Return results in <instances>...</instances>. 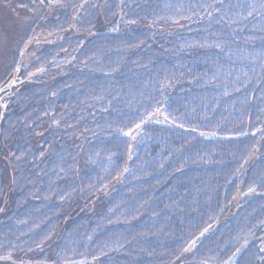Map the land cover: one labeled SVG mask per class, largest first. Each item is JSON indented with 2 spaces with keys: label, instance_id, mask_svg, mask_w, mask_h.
Returning <instances> with one entry per match:
<instances>
[{
  "label": "trees",
  "instance_id": "trees-1",
  "mask_svg": "<svg viewBox=\"0 0 264 264\" xmlns=\"http://www.w3.org/2000/svg\"><path fill=\"white\" fill-rule=\"evenodd\" d=\"M112 1L113 8L117 0ZM196 1L201 0H124V6L121 4V16L124 19L121 22L126 25L125 33L135 35L128 49L149 48L150 55L154 57L149 63L153 65L156 63L153 60L157 58L163 63L152 70L154 74L149 78L152 94L157 95L158 91L160 99L167 98L165 109L170 113H166L167 120L173 121V124L175 122L181 129L195 130L194 133L175 129L172 124L149 125L142 130V137L133 141L123 140L117 146L118 142L108 138L109 135L115 136L117 131L122 134L139 124L130 116L125 117L126 113L134 110L132 101L119 103L108 87L97 83L90 85V81L82 75L84 73L75 69L74 62L69 64L67 75L63 76L64 81L70 76L73 80L80 76L82 82L87 83L82 84V90L75 89L74 82L69 81L72 88L64 90L63 94L58 92L60 98L56 100L49 93L55 91L63 77L57 75V79L47 81L34 78L31 85L22 88L23 92L16 93L17 105L4 109L0 124L4 134L0 136V147L7 148V152L2 154L1 168L5 170L9 167L11 163L8 158H19L24 154L27 156H22L23 163L29 165L32 163L29 161L32 154L40 167L39 174L47 178L48 183L55 181L57 184L56 195L63 193V183L71 184L68 178L76 182V186L71 184V196L51 205V210L46 208L50 214L60 210L74 219L67 224L60 239L61 246L55 250L56 254L52 253L49 257L50 262L60 263L64 258L73 256L70 260L92 259L93 264H141L142 261L170 264L179 258L186 259V264H220L245 239L253 238L237 264H264V44L263 41H256L254 44L258 46L245 48V41L238 43L241 37H224L222 31L231 25L218 21L214 24L215 8L211 6L210 0L204 6L203 15L197 16ZM244 1L247 3V0ZM101 2L95 0L94 7L88 9L94 25L100 22ZM235 3L243 6L241 0H235ZM250 4L256 10L264 8V0H251ZM118 11L117 8L114 13L117 15ZM228 11L222 9L216 14L222 19ZM181 16L184 18L180 21L193 19L198 22L186 27L178 24L180 21H175ZM231 17L236 18V15L233 16L230 11ZM162 20H167L163 24L168 25H159L163 32L159 36L165 37L169 33L164 32L166 30L173 34L169 40L154 44L157 49L155 52H159L156 55L151 45H146L152 33L148 27H152L150 23L159 24ZM130 23H136V26ZM214 28L215 46L208 43ZM191 29L196 32L186 34ZM106 37L117 48L116 37ZM72 41L76 39L72 38L69 42ZM104 47L96 42L83 51H87L88 56L96 48V55H104L105 50L99 51ZM184 52L187 53L183 55ZM188 52H193L192 56L186 57ZM250 52L254 54L249 60ZM257 54L262 58V65L254 62ZM211 58L216 61L215 65L209 62ZM104 61L101 57V62L97 63L104 67ZM183 86L192 87L184 100V106L172 105L176 100V92ZM163 87L166 90L163 91ZM61 99L62 104L59 102ZM53 105L55 107L51 109ZM59 105L63 115L73 117L80 110L81 118L80 113H77L73 119L77 122L74 121L69 130L57 126L53 132H48L49 124L53 121L49 109L58 114L61 112ZM77 105L84 106L78 109ZM137 111L145 117L149 114L147 110L143 113ZM42 114L48 115V120ZM14 123H17L16 131L11 128ZM39 127L45 128V136L35 134ZM209 132L219 137L234 135L238 138L230 141L214 140L200 135ZM94 133H97V137L90 141L89 136ZM46 137L48 141H44ZM42 141V148L52 151L46 155L47 162L57 168L62 167L61 171L66 173L60 178L53 174L55 168L41 167L45 165V160H41L43 163L38 161V155L43 152L40 150ZM110 141L116 144L110 146ZM129 142L133 143L130 156L127 155ZM115 146L117 149L112 151ZM13 152H17L14 157ZM253 153H257L256 159L249 165H243ZM124 167L126 173L120 178ZM19 168L23 173L37 174L35 166L31 169L20 167L19 161L12 164V171L17 172ZM143 173L152 175L151 179L144 180L141 176ZM6 178L12 180L13 175ZM155 179L162 180L158 188L147 189V185ZM238 184L243 185V192L249 190L252 197L240 202H243L242 206L239 204L241 211L230 214L227 213L231 210L230 206L227 207V200L233 196ZM9 189L10 196L13 191L17 194L13 198L14 204L21 197L19 192L30 194V208H35L31 202H38L40 196L42 202L48 198L39 189L18 185ZM240 195L244 197L242 192ZM78 207L83 209L80 210V220H88L92 216L90 225H80L75 220ZM24 212V209L20 210L18 215L24 218ZM64 213L63 219L68 218ZM128 216L130 221H126ZM220 219L221 224L208 238L189 252L188 247L193 240ZM6 225L14 228L11 222ZM78 226L84 230H81L85 233L83 239L80 238V230L74 229ZM40 235L41 231L34 230L30 239ZM13 237L18 238L15 229L0 234V255L6 253L10 246L5 242ZM118 237H121L120 243H129L131 248H125L123 253L121 249H114L112 246ZM92 238H95V242L89 241ZM85 239L87 241L82 242ZM101 248L106 249L103 257L100 256L101 260L95 259V253ZM73 249H76L75 255ZM34 252H31V257L35 262L38 258L33 255Z\"/></svg>",
  "mask_w": 264,
  "mask_h": 264
},
{
  "label": "rangeland",
  "instance_id": "rangeland-1",
  "mask_svg": "<svg viewBox=\"0 0 264 264\" xmlns=\"http://www.w3.org/2000/svg\"><path fill=\"white\" fill-rule=\"evenodd\" d=\"M30 5H32L34 8H29L27 6H23L22 8L18 7V13L13 15L12 6L9 5L10 2H13V0H0V25L3 26V29L6 30L3 35L0 36V115H3L4 106L1 107V102L10 103L11 107H15L16 104V91L10 92L9 94L6 93V86L9 88L14 87L15 89H19L16 85L17 83H21L23 86L31 85L34 82V78L39 79L44 75V72L46 71V76H48V80L57 79L58 76L57 73H52L49 71V65L52 68L58 69L61 68V63H64L68 66L71 65V63H75L74 67L77 71L84 73L86 77V80L88 79L90 81V85H93L94 83H97L99 86L104 85L109 88L110 93L114 97V99H117L119 103H128L132 101V107L133 111L126 113L125 117H131L134 121H138L139 124L137 126L130 130L122 132V134H119V132H116V135L110 134L108 138L111 140H116L117 146H120L123 140H136L140 137H142V130L146 126H158L160 124H172L175 126V129L184 130L188 133H194L195 130L192 129H181L179 125H176L167 120L166 113L170 115V113L167 112L165 109V105L168 104L167 98H161L155 93L152 94V89H150V76L154 73L152 70L156 69V67H159V64H163L160 59L157 58L156 63H153L151 65L149 62L154 59L153 56L150 55L149 48H136L134 50L128 49V45L131 42V38H133L135 35H128L125 29V23L121 22L123 21V16H121V12H123V1L124 0H117L116 6L112 8L113 1H106L102 0L101 8L99 10V16L98 20L99 23L92 22V19L90 18L91 15H88V9L93 6V2L95 0H26ZM101 1V0H100ZM211 6L215 8V16H214V24H217V21L220 23H227L231 25L230 27L227 26L224 31H222V34H225L224 37H232L238 39V37H241L239 39L238 43H242L245 41L246 47H256L258 44H254L256 41H263L262 44H264V8L262 9H254L253 6L250 4L251 0H247V3H245L244 0H241L242 7L240 5H236L235 0H210ZM40 2L41 6L38 7V3ZM88 2V3H87ZM208 1L207 0H201L195 2V7L197 9V16L203 15V9L204 6H207ZM4 4V5H3ZM123 6H122V5ZM70 7H73L74 10H70ZM94 7V6H93ZM77 8V11L75 12ZM119 9L117 15L114 13L115 10ZM222 9H228L229 11L226 13L224 18L220 19V16L217 13V11H221ZM233 14V16L236 15V18L231 17L229 18V13ZM115 14L114 18L112 16ZM218 15V16H216ZM239 16V17H238ZM241 16V17H240ZM122 17V19H121ZM184 16L177 17L175 19L176 22L182 20ZM104 19V20H103ZM106 19V20H105ZM220 19V20H219ZM118 20V23L116 22ZM18 21H23V25L25 27L21 26H14L13 23ZM114 21V22H113ZM193 19H185L183 21L178 22V24H183L186 27L192 24H197L198 21H195ZM4 22H7L6 25ZM12 24L10 25V23ZM116 22V23H115ZM145 22V21H142ZM167 22V20H162L159 24L154 22L150 23L152 27H148V31H152V33L149 34V43L146 44L147 46H150L154 49V53L158 55L159 52H155L157 50L154 47L155 45H158L160 40L165 41L166 39H170L172 37V32L170 30H166L164 32H169L168 34H165L162 37L159 36L161 33H163L160 28L163 25L166 26L168 24H163ZM91 24V25H90ZM134 23H130V25H133ZM176 24V26H178ZM136 26V23L133 25ZM98 27V28H97ZM100 29V30H98ZM214 31L213 29L210 38L208 39L209 45H214L215 42L213 41L214 37ZM14 32V33H13ZM196 32V30H187L186 34H191ZM19 33H22V36H18ZM102 36H101V35ZM103 35H111L116 37V43L117 48L113 45H111L109 42V38ZM144 36V35H143ZM25 37V38H24ZM72 38H75L76 41H72L71 43L69 41L72 40ZM165 38V39H163ZM31 40H34L36 43L31 42ZM140 40V39H138ZM148 40L146 42H148ZM167 41V40H166ZM98 43L99 45L102 44V46H106L102 48L99 51H104V55L99 54L96 55V48L93 49V52L91 55L85 56L83 58L84 53L87 54V51L85 48L89 45H94L95 43ZM144 42V43H146ZM24 45V46H23ZM43 47H40L42 46ZM120 45V46H119ZM24 47L27 49L26 51L22 52ZM40 47V48H38ZM29 49H34L35 53L30 52ZM220 49V48H219ZM253 50V49H252ZM98 51V52H99ZM187 52H184L183 55H185ZM193 52H188L187 56H192ZM98 54V53H97ZM254 54L250 52V55L248 56L249 60L251 59V55ZM97 56V57H96ZM101 57H103L104 61V67L97 63L101 62ZM98 60V61H97ZM219 63L221 60H218ZM48 62V63H47ZM106 62V64H105ZM213 65L216 64V61L211 58L209 60ZM257 64L262 65V58H260V55L257 54V59L254 61ZM21 63V65H19ZM70 64V65H69ZM156 64V65H155ZM264 66V65H263ZM60 71V70H59ZM67 72L64 74V72H61V76L67 75ZM80 77V76H79ZM78 77V78H79ZM61 78V77H60ZM73 80V78L70 76ZM74 80V87L75 89H80V86L78 85L79 82L83 81V79ZM60 82L56 85L55 91L49 93L50 97H55L56 100H59L60 96H58V92H62L70 88H72L68 81H64V77L62 80H59ZM185 82V81H183ZM101 84V85H100ZM79 86V87H78ZM97 86V87H99ZM119 87V88H118ZM101 88V87H100ZM117 88V89H116ZM83 88H81L82 90ZM162 90H166L165 87L162 88ZM189 90H192L191 88H187L186 86H183L181 89H179L176 92V100L172 105H180L184 106V100L187 97V94L190 92ZM22 91V90H20ZM163 93V92H159ZM13 97V98H12ZM70 98V94L68 95ZM169 98V97H168ZM180 101H178V100ZM50 101L49 103H51ZM60 104H62V99L59 101ZM55 104V102H54ZM128 105V104H127ZM84 105L78 106V109H82ZM55 105L51 106L50 108H54ZM2 108V109H1ZM59 108L61 112L58 114L53 113L52 110L49 109V115L52 118V122H50L48 127V132H53L54 128L57 126H60L61 129L69 130L71 129V126L74 125L77 120H73L77 117V113H80V118L82 115V111H76L73 115L67 116L63 115V111L61 106L59 105ZM137 110H141L142 113L144 111H148V115L145 117L143 114H140ZM239 109H237L238 112ZM173 114V112H171ZM264 113V110H263ZM31 115V113H28ZM146 114V113H144ZM44 117L48 115L42 114ZM75 121V122H74ZM74 122V123H73ZM164 123V124H163ZM95 131V130H93ZM47 131L44 127H39L35 134L39 137L45 136ZM97 133L92 134L90 141L93 140ZM108 135V134H107ZM200 135L206 136L209 139L214 140H235L238 138V136L234 135H227L225 137H219L216 135H212V133H201ZM48 141V137L44 139V141ZM104 140V139H102ZM40 145V150H43L41 154L38 155V161L42 162L41 160H45L44 164H46L48 158L47 154H50L47 150L43 149L42 146H44L43 142ZM106 141V140H105ZM108 142V141H107ZM126 142V141H124ZM128 143V142H127ZM116 144V142H115ZM114 143L110 141V146H114ZM124 147V145L122 146ZM42 148V149H41ZM133 148V143L129 142L128 149H127V155L130 156V153ZM117 147L115 146L112 151H115ZM78 152V150H77ZM16 152H13L12 157H14ZM252 157L250 159H247V161L244 162L243 165H249L254 159H256L257 153H253ZM60 155V153H59ZM62 156V155H61ZM14 161H18V157H14ZM129 161V158L128 160ZM43 163V162H42ZM8 164V163H7ZM60 166L62 164H59ZM1 166V164H0ZM61 168H56L55 170H52L53 174L61 177L62 174H66L65 172L61 171ZM126 171V167L122 169V173H120L119 177L121 178ZM89 172V171H88ZM3 173V177L5 178L4 181L7 179L6 177H9L12 175H16V171H12V165L9 164V167L7 169L5 168ZM7 173H9L7 175ZM7 175V176H6ZM155 175V174H154ZM142 178L144 180L151 179L150 175H147L145 173L141 174ZM150 176V177H149ZM190 176V175H189ZM3 180V179H2ZM160 182H162L161 179H155L152 183L147 185V189L149 190H155L160 185ZM211 182V180L209 181ZM215 183V179H214ZM11 188V187H9ZM209 188H214V186H210ZM248 188H246L247 190ZM10 189L5 190L4 197L0 198V230L3 231L2 233H8L13 228L6 227L7 222L9 219H13L17 227L22 225L23 223H29V227L27 229H20L17 232L18 238H8L5 244H7L10 247H7L6 255H0V264H19L21 261H26L23 264H57L52 263L49 260H40L37 259L35 262L33 258L31 257V252H33V249H42L46 248L48 250H51L49 246V239L51 236L54 235L55 226H52L50 223V218L53 217L54 213H51L47 211L46 209L42 208H30L28 206V199L30 200V194H21L22 192H19L21 196L17 199L16 203L14 204L15 200H13L14 195L17 194L15 191L12 192V195L10 196ZM108 190V188H107ZM244 187L242 184H238V188L234 191L233 196L228 198L229 205L227 207H231V210H229L227 213L233 214L234 212H237L240 210V206H242V203H240L243 199H247L252 197V193L248 191H244ZM241 192L243 198H241ZM48 198L45 199L48 201L51 200L50 195L47 196ZM50 197V198H49ZM40 204L46 203V201L43 199V202L40 198L37 199ZM245 202V201H244ZM14 204V207H12ZM23 204H25L23 206ZM240 204V206H239ZM238 207V208H235ZM13 208V209H12ZM26 208V211L24 212V218L19 216L18 213L20 210H23ZM51 210V208H49ZM25 210V209H24ZM241 211V210H240ZM7 212V213H6ZM64 213V212H62ZM65 214V213H64ZM227 214V215H230ZM69 217L68 214H65ZM30 216V217H28ZM126 221L129 220L126 219ZM222 220H218L217 222L213 223L210 227L211 233L218 227L219 224H221ZM78 231L80 230V234L82 233L81 230L83 229L78 226ZM34 230L42 231L41 235L39 237H35L30 239V235L34 232ZM110 232V230H109ZM0 233V234H2ZM46 233V235H45ZM210 233V234H211ZM209 234V235H210ZM208 235V236H209ZM60 236V235H59ZM208 236L206 238H208ZM48 238V239H47ZM61 239V236H60ZM121 237L116 238V242L112 247L121 249V252L123 253L125 248H131L129 243H120ZM253 239V238H252ZM31 241V243H30ZM253 242V240H251ZM30 243L27 250L25 252L20 249L24 248L26 246V243ZM54 241H50V244H52ZM203 242V241H202ZM250 243V245L252 244ZM12 243V244H10ZM109 245H112L111 242H108ZM105 245V244H104ZM198 244L197 246H199ZM249 245V246H250ZM196 246V247H197ZM58 247V246H57ZM16 251H19L16 252ZM45 251V250H44ZM104 251L106 249L101 248L99 251L95 253V259H98L103 257ZM118 250H116L117 252ZM120 252V253H121ZM138 252V250H136ZM72 253L76 254V249H73ZM128 253V252H127ZM119 254V252L117 253ZM142 257H148L147 255H140ZM102 256V257H100ZM73 256L67 258H62L64 261H61L60 264H93V260H78L74 258ZM146 259V258H144ZM57 260V259H55ZM177 261V260H176ZM176 261L170 263L175 264ZM183 263H185L186 259H182ZM134 263V262H133ZM141 264H152L151 262L142 261ZM223 264V263H220Z\"/></svg>",
  "mask_w": 264,
  "mask_h": 264
},
{
  "label": "bare ground",
  "instance_id": "bare-ground-1",
  "mask_svg": "<svg viewBox=\"0 0 264 264\" xmlns=\"http://www.w3.org/2000/svg\"><path fill=\"white\" fill-rule=\"evenodd\" d=\"M22 1V3L23 4H25V5H28V7L29 8H34L32 5H30L29 3H28V1H26V0H21ZM88 3V2H87ZM4 5V4H3ZM40 6H41V4H40V2L38 3V7L40 8ZM70 10H74V8L73 7H70ZM77 11V8H76V10H75V12ZM19 12V11H18ZM14 22V21H13ZM5 23V25H6V23L7 22H4ZM12 24V22L10 23V25ZM13 25L14 26H21V27H25L24 25H23V21H16V22H14L13 23ZM6 30H4L3 29V26H1L0 25V36L1 35H3V33L5 32ZM14 33V32H13ZM18 36H22V33H19L18 34ZM25 38V37H24ZM31 42H33V43H36L34 40H31ZM24 46V45H23ZM40 47H43V45L42 46H40ZM40 47H38V48H40ZM27 49L24 47V49H23V51L22 52H24V51H26ZM30 50V52H33V53H35V50L33 49H29ZM85 55H83V58H85V56L87 55L86 53H84ZM48 63V62H47ZM61 63V68H59V66H58V69H56V68H51L50 67V65H49V71L50 72H54V73H57V72H59L57 75L58 76H60V77H63V76H61V72H64V74L66 73V71L68 70V68H69V66L68 65H66V64H64V63H62V62H60ZM19 65H21V63H19ZM58 70V71H57ZM60 70V71H59ZM41 78H43L44 80H48V76H46V71L44 72V75L41 77ZM68 81H70V82H74V80H72L71 78H68ZM82 84H87V83H84V82H79V86H80V89H81V86H82ZM17 85V87L19 88L18 90L17 89H15L14 87H8V86H6V93L7 94H9L10 92H13V91H16V93H20V92H23V91H20V90H22V88L24 87L21 83H17L16 84ZM78 86V87H79ZM13 98V97H12ZM2 106H4V108H6L7 106L9 107V106H11V104L10 103H6V102H1V107ZM2 115H0V124H1V122H2ZM11 128L14 130V131H16L17 130V123H14V124H12L11 125ZM1 134H4L3 133V129L0 127V136H1ZM18 149H20V150H22V147H19ZM4 151L5 152H7V148H4V149H2L1 147H0V164H1V161H2V154L4 153ZM15 151V150H14ZM23 151H26L25 149L23 150ZM50 153L52 152V151H49ZM17 153V152H16ZM23 157H26L27 156V154H24V155H22ZM22 156H19V158H18V161H19V165H20V167H26V168H33L34 166L37 168V174H26V173H23V172H21L20 171V168L17 170V172H16V175H13V179L12 180H8V179H6L5 181H4V177L1 175V173L2 172H4V170L1 168V166H0V198L1 197H4V192H6L5 190H7V189H9V187H13V186H15V185H18V186H22L23 188H33V189H39L42 193H44V194H46V196H48V195H50V197H52L51 198V200L50 201H48V202H46V203H42V204H40L39 202H31L34 206H35V208H44V209H46V208H50L51 207V205H55V204H57V202L59 201V200H61V199H66L67 197H69V196H71V192H72V185L71 184H73V186H76V182L74 183V181H71V178H68V181L69 182H71V184L70 183H63V186H62V188H63V193L62 194H58V195H56V192H57V184L55 183V181H53V182H47L46 180H48L47 178H43V176L41 175V174H39V166H38V162L36 161V163H35V159L33 158L34 156L31 154L30 156L32 157V159H30L29 158V161L30 162H32V163H30L29 165H27V164H24L23 163V158H22ZM8 160H9V163H11L10 165H14L15 164V161H14V159H10V158H8ZM61 166H63V165H61ZM43 169H45V168H57L55 165H50L48 162H46V164L45 165H43V166H41ZM17 173H18V175H17ZM53 176H51V178H52ZM3 179V180H2ZM43 188V189H42ZM94 201V199L93 200H91V202H93ZM77 205H80L79 203H76ZM92 205H93V203H91ZM25 204H23V206H24ZM91 205V206H92ZM90 206V205H89ZM13 209V208H12ZM14 209H15V207H14ZM25 209V211H26V208H24ZM80 210H83L82 209V207H78V213H77V215L74 217L75 218V220H77L78 221V224H80V225H83V224H88V225H90L91 223H89V222H91V220H92V216L88 219V220H80L81 218H80ZM54 212V211H53ZM7 213V212H6ZM71 219H73V218H64L63 219V217H62V211H58V212H54V214H53V217L52 218H50V223H51V225L52 226H55L56 228H55V232H54V235L53 236H51L50 237V239H49V241H48V243H49V246H50V248H51V250H48V249H46V248H42V249H34V256L36 257V258H38V259H40V260H45V258H46V260H48L49 259V257L52 255V253H53V255L54 254H56V252H55V250L59 247V246H61L60 245V236H62L63 235V233L66 231V228H67V224L69 223V221L71 220ZM74 220V219H73ZM8 222H11L12 223V225L14 226V228L13 229H15V231H19L18 230V228H20V229H25V228H28L30 225H29V223H23L22 225H20V226H18L17 227V224H16V222L13 220H11V219H9V221ZM212 227V226H211ZM30 228V227H29ZM207 229H210V228H207ZM206 229V230H207ZM206 230H204V231H206ZM84 231V230H83ZM204 231L197 237V238H195L194 240H193V242L190 244V246L188 247V251L189 252H192L195 248H196V246L198 245V244H200V243H202V241H204L205 240V238H202V239H200L199 240V242H198V244H195L194 245V242H195V240L196 239H199L201 236H202V234L204 233ZM3 231H1L0 230V233H2ZM41 233H42V231H41ZM211 233V232H210ZM209 233V234H210ZM45 235H46V233H45ZM60 235V236H59ZM84 236H85V233H81L80 234V238L81 239H83L84 238ZM48 239V238H47ZM54 241L52 244H50V241ZM251 240H253L252 238H248V239H245L243 242H242V244L239 246V248L242 246V245H246L247 244V246H246V248H245V250L249 247V245H250V243L252 242ZM87 240L85 239V240H82V242H86ZM90 242H95V238H92V239H90L89 240ZM247 242H249V245H248V243ZM30 243H31V241H30ZM30 243H26V246L24 247V248H22V249H20V251L22 252V250L25 252V250H27V248H28V246L30 245ZM58 246V247H57ZM238 248V249H239ZM237 249V250H238ZM45 250V251H44ZM236 250V251H237ZM244 250V251H245ZM236 251L234 252V253H236ZM244 251L242 252V254L244 253ZM233 253V254H234ZM125 254H126V252H125ZM232 254V255H233ZM242 254H241V256H242ZM4 255H6V254H4ZM231 255V256H232ZM31 256H32V254H31ZM230 256V257H231ZM241 256H240V258H241ZM229 257V258H230ZM228 258V259H229ZM240 258L238 259V261L240 260ZM68 259V258H67ZM228 259L226 260V261H224L223 262V264L224 263H226L227 261H228ZM81 260H85V259H81ZM177 260V261H176ZM175 261H176V263L175 264H184L183 263V261L179 258V259H176ZM61 261V260H60ZM238 261H237V263H238ZM24 262H26L25 260L24 261H21L19 264H23ZM55 263H57V264H60V263H58V262H55ZM236 263V264H237Z\"/></svg>",
  "mask_w": 264,
  "mask_h": 264
},
{
  "label": "water",
  "instance_id": "water-1",
  "mask_svg": "<svg viewBox=\"0 0 264 264\" xmlns=\"http://www.w3.org/2000/svg\"><path fill=\"white\" fill-rule=\"evenodd\" d=\"M211 229H207L206 231H204V233L202 234V236L199 238V239H196L195 242H194V245L195 244H198L199 240L202 239V238H205L209 235ZM248 245H249V242H247ZM247 244L246 245H242L237 251L236 253H234L226 263L224 264H236L238 259L240 258L242 252L245 250Z\"/></svg>",
  "mask_w": 264,
  "mask_h": 264
},
{
  "label": "flooded vegetation",
  "instance_id": "flooded-vegetation-1",
  "mask_svg": "<svg viewBox=\"0 0 264 264\" xmlns=\"http://www.w3.org/2000/svg\"><path fill=\"white\" fill-rule=\"evenodd\" d=\"M14 4L12 2L9 3L10 6H12L13 15L18 13V7L22 8L23 6H27L22 3L21 0H13ZM17 84V82H16Z\"/></svg>",
  "mask_w": 264,
  "mask_h": 264
}]
</instances>
